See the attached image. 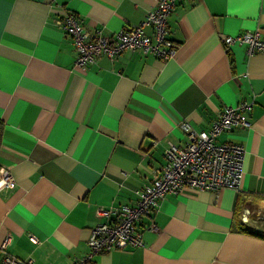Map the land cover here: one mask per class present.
Wrapping results in <instances>:
<instances>
[{
  "label": "crops",
  "instance_id": "crops-1",
  "mask_svg": "<svg viewBox=\"0 0 264 264\" xmlns=\"http://www.w3.org/2000/svg\"><path fill=\"white\" fill-rule=\"evenodd\" d=\"M157 0H0V243L32 264H72L88 251L96 209L132 204L186 121L208 130L223 106L252 101L247 125L217 143L243 146L240 189L184 185L167 192L143 244L93 256L92 264H264V52L222 38L258 30L264 0H181L167 17L168 59L123 50L85 70L57 27L64 11L90 33L137 25ZM145 32L152 35L146 26ZM248 210L245 214L244 210ZM244 215V219H242ZM142 217L138 228L148 224ZM242 228V229H239Z\"/></svg>",
  "mask_w": 264,
  "mask_h": 264
},
{
  "label": "built area",
  "instance_id": "built-area-1",
  "mask_svg": "<svg viewBox=\"0 0 264 264\" xmlns=\"http://www.w3.org/2000/svg\"><path fill=\"white\" fill-rule=\"evenodd\" d=\"M181 0H157L156 5L147 11L137 25L122 28L113 36L90 33L81 20L69 11H64L55 23L69 36L76 51L75 66L85 70L97 57L106 56L114 59L123 50L140 49L143 54H152L159 59L170 58L175 44L167 34V17ZM152 29V35L145 32V27ZM225 49L233 43L245 44L248 53L264 52V39L258 30H245L235 35L222 38ZM251 101H242L235 106H223L213 119L208 130L196 131L186 121L179 122L186 133L187 141L183 146L169 143L164 149V164L150 170L146 182L135 190L136 199L132 204L96 209L103 218L95 225L87 240L88 251L72 264H92L95 254L113 249L143 244L145 229H154V213L159 200L167 192H176L184 185L206 190H219L229 187L240 189L243 176L245 151L242 145L231 142L217 143V137L224 131L237 125H247L243 112L251 109ZM7 168L1 170L0 189H9L14 185ZM248 210H244L246 214ZM148 217V224L138 228L142 217ZM244 219V215L241 216ZM7 234L0 243V264H32L31 259L21 260L7 250L10 243Z\"/></svg>",
  "mask_w": 264,
  "mask_h": 264
},
{
  "label": "trees",
  "instance_id": "trees-1",
  "mask_svg": "<svg viewBox=\"0 0 264 264\" xmlns=\"http://www.w3.org/2000/svg\"><path fill=\"white\" fill-rule=\"evenodd\" d=\"M2 127V122H1V120H0V135H1V128ZM239 229H242V228H239Z\"/></svg>",
  "mask_w": 264,
  "mask_h": 264
}]
</instances>
